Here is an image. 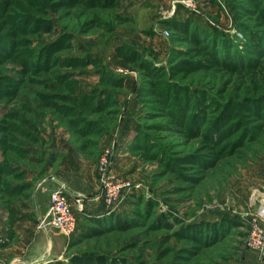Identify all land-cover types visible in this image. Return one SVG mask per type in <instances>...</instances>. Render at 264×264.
<instances>
[{
    "label": "rangeland",
    "instance_id": "1",
    "mask_svg": "<svg viewBox=\"0 0 264 264\" xmlns=\"http://www.w3.org/2000/svg\"><path fill=\"white\" fill-rule=\"evenodd\" d=\"M176 1L0 0V264L48 243L37 264H256L264 0ZM105 158L121 191L95 215ZM59 181L83 201L76 237L42 225ZM112 213L128 228L92 221Z\"/></svg>",
    "mask_w": 264,
    "mask_h": 264
},
{
    "label": "built area",
    "instance_id": "2",
    "mask_svg": "<svg viewBox=\"0 0 264 264\" xmlns=\"http://www.w3.org/2000/svg\"><path fill=\"white\" fill-rule=\"evenodd\" d=\"M197 0H177L175 2L176 7H184L186 9L193 10L196 8ZM108 157V155L106 156ZM103 160L105 164V172L103 173L102 183L104 187H110L108 197L104 196V200L100 197H96L95 201L103 200L107 208L112 209L121 191L119 185L112 187L110 184V178L107 177V171L109 170L111 160ZM101 183V184H102ZM103 186V185H102ZM77 209L83 210V201L79 197L75 199ZM73 202V200H72ZM71 197L62 188H56L52 191L50 196V203L46 212V215L42 218V225L50 224L54 228L58 229L67 238H72L78 230V219L72 208ZM250 230L247 238V248L256 252L258 255V261L256 264H264V198L260 202V206L256 214L249 220Z\"/></svg>",
    "mask_w": 264,
    "mask_h": 264
},
{
    "label": "crops",
    "instance_id": "3",
    "mask_svg": "<svg viewBox=\"0 0 264 264\" xmlns=\"http://www.w3.org/2000/svg\"><path fill=\"white\" fill-rule=\"evenodd\" d=\"M52 186H53V188L51 189V191L49 193V196H48V200L46 202V209H48V206H49V203H50L51 193L56 188H62V189H64L65 191H67V193L69 194L70 197L71 196L72 197H75V196H77L80 193V192L76 191L75 189H73V187L71 185H67V184H65L63 182H60V181L57 182L56 184L53 183ZM89 192H93V191L90 190V189H88V193ZM72 204H75V203L72 202ZM30 209L32 210L31 214H32L33 218L36 219V221H38V219H40V218L43 217L44 212L42 211L43 210V207L41 205L40 206L33 205V206L30 207ZM106 210H107V206L104 203V201H102V200L92 201L91 203H89V205H86V211L88 213L90 212V213L95 214V215L103 214V213H105ZM46 212H47V210H46ZM40 230L44 234L46 233L45 234L46 237L47 236L50 237L49 229H45V230L40 229ZM53 249H54L53 243L52 244L48 243L47 244V247L45 249L37 250L34 254H32L31 256L27 257L28 258V261L25 260L26 261L25 264H37V263L43 261L44 259L48 258L50 256V254H55V252H53ZM251 255L254 257L253 254H251ZM257 261H258V258H257ZM257 261H256V263H257Z\"/></svg>",
    "mask_w": 264,
    "mask_h": 264
},
{
    "label": "trees",
    "instance_id": "4",
    "mask_svg": "<svg viewBox=\"0 0 264 264\" xmlns=\"http://www.w3.org/2000/svg\"><path fill=\"white\" fill-rule=\"evenodd\" d=\"M188 21H190V20H188ZM174 23H176L175 21H174ZM187 23V22H186ZM181 25V24H180ZM182 25H184V26H186L185 24H182ZM187 27V26H186ZM224 34V33H223ZM223 36V35H222ZM224 39H227V36L226 37H224ZM86 216V215H85ZM122 216L123 215H121L120 213H117V214H110V215H108L107 217H102V218H95V219H93L92 221L93 222H96V224H98V226L99 227H103V226H105L106 224H117L118 225V227H120V229H126V228H128L127 227V225L125 224L126 223V221L124 220V219H122ZM86 219H88L87 217H86ZM203 224V223H202ZM202 224H200V225H197V226H204V225H202ZM220 224V223H219ZM221 224H223V226H227L228 228L229 227H232V226H235V225H237V223H235L234 221H232L231 219H229V218H225V220L223 221V222H221ZM192 227H195V226H192ZM207 227L210 229V230H212V229H217L218 227H217V225H214V227H211V225H207ZM82 230H83V228H81V226L79 225V223H78V230H77V232L74 234V236L73 237H76V236H78L81 232H82ZM100 230H94V232L92 233V234H94V236L95 235H98V234H100ZM121 261V263H123V264H128V262H127V260H125V259H122V260H120ZM73 262L75 263V264H108V260L106 261L105 260V258H101L100 256L98 257V258H96V259H94V258H85V259H83V258H81V257H75L74 259H73ZM112 262H115V264H118L119 263V261L118 260H116V259H114V260H112Z\"/></svg>",
    "mask_w": 264,
    "mask_h": 264
}]
</instances>
